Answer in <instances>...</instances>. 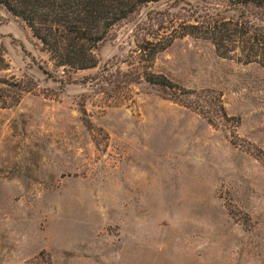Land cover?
<instances>
[{"label":"rangeland","instance_id":"1","mask_svg":"<svg viewBox=\"0 0 264 264\" xmlns=\"http://www.w3.org/2000/svg\"><path fill=\"white\" fill-rule=\"evenodd\" d=\"M237 9L147 4L71 71L0 7V101L18 99L0 105V264H264V68L238 34L224 59L181 27ZM146 75L200 96L174 102Z\"/></svg>","mask_w":264,"mask_h":264},{"label":"trees","instance_id":"2","mask_svg":"<svg viewBox=\"0 0 264 264\" xmlns=\"http://www.w3.org/2000/svg\"><path fill=\"white\" fill-rule=\"evenodd\" d=\"M158 1L160 0H0V7L26 24L56 68L85 71L96 67V47L109 29L137 13L141 7ZM227 1L238 7V19L225 18L222 14L198 17L200 19H196L193 25H181L185 36L211 42L217 55L225 59L229 58L230 52L223 51L225 44L233 43V36L238 34L244 46L241 62L246 65L258 64L264 68V25L256 26L249 22L247 15L249 10H260L264 15V0ZM173 40L161 38L149 43L152 47L151 58L168 48ZM3 67L4 50L0 47V70ZM134 80L130 79L129 82L136 83ZM144 81L164 93L169 92L168 97L174 102L183 103L184 98L191 94L200 96L194 92L182 91L162 76L146 75ZM19 92L25 91L20 89ZM17 102L18 99H14L13 103L6 105L0 101V105L10 108ZM208 124L213 126L211 121ZM46 264H51L50 260Z\"/></svg>","mask_w":264,"mask_h":264}]
</instances>
